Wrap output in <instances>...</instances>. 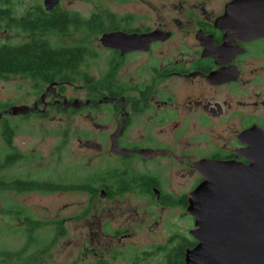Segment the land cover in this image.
I'll return each mask as SVG.
<instances>
[{"label": "flooded vegetation", "instance_id": "1", "mask_svg": "<svg viewBox=\"0 0 264 264\" xmlns=\"http://www.w3.org/2000/svg\"><path fill=\"white\" fill-rule=\"evenodd\" d=\"M62 1L53 7L84 24L54 30L52 41L77 50L78 64L22 104L37 105L23 116L64 115L60 145L75 141L83 151L82 189L53 191L85 196L81 254L61 264H187L198 243L188 210L204 180L197 166L249 164L253 134L243 133H264V0H161L142 13L94 7L84 15ZM111 33L124 36L102 43ZM150 33L147 44L130 42ZM18 75L32 81L8 76ZM56 222L54 236L34 242L42 249L35 262L23 264H50L71 242L66 221Z\"/></svg>", "mask_w": 264, "mask_h": 264}, {"label": "rangeland", "instance_id": "2", "mask_svg": "<svg viewBox=\"0 0 264 264\" xmlns=\"http://www.w3.org/2000/svg\"><path fill=\"white\" fill-rule=\"evenodd\" d=\"M36 1L41 5L43 3V0ZM160 1L94 0L87 3L80 0H63L62 6L67 9L80 10L83 15L92 11L94 7L98 12L133 9L142 13L146 9L145 4H158ZM6 35L4 31L0 32V40H4ZM33 84L29 78L23 75L0 77V102L8 104L6 108L12 105L31 104L36 95ZM47 114L11 116L6 112L0 117V133L3 122L7 121L9 126L14 129L11 141L14 146L13 152L21 158L20 161L12 164L7 173L15 178H17L16 176L19 178L30 177L40 182L56 181L58 178L74 181L84 174L83 151L78 149L75 139L70 145L72 147L66 149L60 145L63 138L61 134L67 124L65 116L56 115L52 111ZM77 119L74 117L73 122ZM4 147V140L0 136L2 152ZM84 200V194L75 190L64 192L41 189L19 191L15 188L0 190V251L17 250L26 247L28 242L30 246L26 248L24 257L33 254L35 248L41 253V246L35 247L34 242L54 236L52 227L55 228L56 221L63 219L67 224L65 237L71 242L67 241V246L64 245L67 249L62 245L58 246L47 262L61 264L65 262L68 255L74 257L76 254H81L78 247H82L81 237L85 236L82 229V224L86 220L83 213ZM19 206L27 211L29 220L25 217L27 213L17 211ZM30 237L34 239L31 241ZM3 258L4 255L0 253V264L24 263L14 257H9L6 261L1 260Z\"/></svg>", "mask_w": 264, "mask_h": 264}, {"label": "water", "instance_id": "3", "mask_svg": "<svg viewBox=\"0 0 264 264\" xmlns=\"http://www.w3.org/2000/svg\"><path fill=\"white\" fill-rule=\"evenodd\" d=\"M57 2L43 0V6L50 10ZM152 35H132L130 42L147 44ZM119 36L124 35L104 34L101 42L113 44ZM36 107L12 105L9 114H28ZM243 134H253L245 154L249 164L218 161L197 166L204 180L190 197L188 210L195 218L191 233L198 243L186 251L187 264H264V133Z\"/></svg>", "mask_w": 264, "mask_h": 264}, {"label": "trees", "instance_id": "4", "mask_svg": "<svg viewBox=\"0 0 264 264\" xmlns=\"http://www.w3.org/2000/svg\"><path fill=\"white\" fill-rule=\"evenodd\" d=\"M73 14V12L62 11L56 7L45 10L44 6L36 0H0V32L7 30L14 33L13 36L10 35L8 38L0 40V77L20 73L28 75L31 77L36 91H41L43 84L51 82L53 79H68V72L75 69L80 53L77 50H63L62 46H54L52 32L54 30L65 32L71 26L74 29L82 28L84 22ZM72 48L83 47L76 45ZM7 106L8 104L0 102V112H5L8 109ZM13 134L14 129L9 126L7 121H4L0 133L5 143L4 149L2 148L3 152L0 148V190L15 188L19 191L36 189L55 191L71 186L75 189H82L84 176L77 178L72 184L60 183L57 185L55 181L40 182L30 177L19 178L16 176L17 178H15L8 174L7 170L12 164L21 159L18 154L13 152L14 146L11 143ZM17 211L27 213L20 206ZM25 217L27 220L30 219L28 213ZM29 246L27 242L26 247L0 251L4 255L1 260L6 261L9 257H14L17 260L26 259L28 262L34 263L38 256L36 252L23 256Z\"/></svg>", "mask_w": 264, "mask_h": 264}, {"label": "bare ground", "instance_id": "5", "mask_svg": "<svg viewBox=\"0 0 264 264\" xmlns=\"http://www.w3.org/2000/svg\"><path fill=\"white\" fill-rule=\"evenodd\" d=\"M22 105V104H21ZM19 106V105H18ZM2 112V111H1ZM5 112H9V108L5 111ZM28 113H30V112H28ZM2 115H3V113H2ZM10 115V114H9ZM12 116V115H11Z\"/></svg>", "mask_w": 264, "mask_h": 264}]
</instances>
